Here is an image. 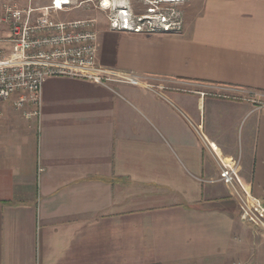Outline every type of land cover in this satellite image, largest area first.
<instances>
[{"label": "crops", "instance_id": "0c3cea01", "mask_svg": "<svg viewBox=\"0 0 264 264\" xmlns=\"http://www.w3.org/2000/svg\"><path fill=\"white\" fill-rule=\"evenodd\" d=\"M197 7L179 36L98 29L113 81L48 78L38 119L0 104V264L229 254L240 222L220 160L264 204V0Z\"/></svg>", "mask_w": 264, "mask_h": 264}, {"label": "built area", "instance_id": "2783aa9c", "mask_svg": "<svg viewBox=\"0 0 264 264\" xmlns=\"http://www.w3.org/2000/svg\"><path fill=\"white\" fill-rule=\"evenodd\" d=\"M71 4L72 0H50L46 6L32 7L28 4L23 9L14 4H3L0 11V104L14 98L13 107L19 109L26 119L40 118L41 92L48 78L113 81L112 76L97 65L96 21L58 19V14L68 11ZM120 13V19L109 20L110 30L132 34L159 31L147 17L135 19L125 9ZM160 23H163L160 29L162 33L169 31L171 24L166 18L161 17ZM219 166L220 179L233 195L238 197L231 190V184L244 198H249V193L238 180L235 164L234 167H229L220 160ZM251 201L258 211H264L258 200L253 198ZM241 219L252 222L244 216Z\"/></svg>", "mask_w": 264, "mask_h": 264}, {"label": "rangeland", "instance_id": "374dc122", "mask_svg": "<svg viewBox=\"0 0 264 264\" xmlns=\"http://www.w3.org/2000/svg\"><path fill=\"white\" fill-rule=\"evenodd\" d=\"M110 1L111 6L102 7V0H72L69 10L59 13L58 19L61 21L93 19L96 21L98 29H106L109 28V20L112 18L120 19L122 16L120 11L125 9L135 19L142 17L151 19L149 21L152 22L153 27L159 29L155 33H162L160 29L163 23H160V20L161 17H164L171 24V27L169 31L163 33L169 36H179L182 32L183 22L196 12L198 3L201 2V0H181L180 2H166L164 0ZM49 3L50 0H0V11L3 4H14L23 9L28 4L32 7H42ZM8 104L6 103L5 107H8ZM238 199V197L235 199L240 222L238 239L234 240L233 247L227 256L214 262H216L215 264H264V218L263 220L260 218V215H264V211H258L255 204L250 202L253 199L252 195L247 198L250 200L248 202L241 203V200ZM259 204L264 210V204L261 202ZM241 216L252 220L253 223L249 220H242Z\"/></svg>", "mask_w": 264, "mask_h": 264}, {"label": "bare ground", "instance_id": "6f19581e", "mask_svg": "<svg viewBox=\"0 0 264 264\" xmlns=\"http://www.w3.org/2000/svg\"><path fill=\"white\" fill-rule=\"evenodd\" d=\"M167 1H170V2H178L180 0H167ZM102 4L104 7H108V6H111V1L110 0H102Z\"/></svg>", "mask_w": 264, "mask_h": 264}]
</instances>
